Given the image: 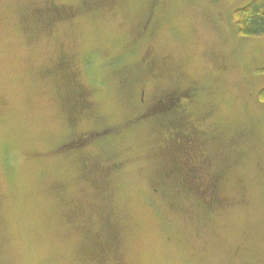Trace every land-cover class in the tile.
Returning a JSON list of instances; mask_svg holds the SVG:
<instances>
[{"label": "rangeland", "instance_id": "374dc122", "mask_svg": "<svg viewBox=\"0 0 264 264\" xmlns=\"http://www.w3.org/2000/svg\"><path fill=\"white\" fill-rule=\"evenodd\" d=\"M47 1L0 0V264H264V36L238 34L232 20L252 0H91L90 11L87 0H64L74 18L32 30L29 17ZM147 17V36L134 41ZM63 52L91 100L79 131L122 126L174 83L198 87L182 103V127L204 158L197 177L222 167L219 204L155 186L180 122L168 135L139 120L76 158L53 154L71 133ZM145 56L159 77L152 87L146 68L129 91L123 72ZM89 158L104 180L84 171ZM105 217L121 231L115 261L102 246L85 254Z\"/></svg>", "mask_w": 264, "mask_h": 264}, {"label": "trees", "instance_id": "16d2710c", "mask_svg": "<svg viewBox=\"0 0 264 264\" xmlns=\"http://www.w3.org/2000/svg\"><path fill=\"white\" fill-rule=\"evenodd\" d=\"M88 1V0H87ZM93 4L95 3L92 1ZM155 4V0L151 1V7H153ZM66 5V2H60L58 3L56 0L53 2L52 0L47 1L44 6H39L34 9L32 12L31 16L29 17V20L31 19V29H38L42 32H51L54 28L55 25L59 22L57 20V17L59 16V11H60V6ZM101 5V0L99 2H96L94 7H98ZM69 7V6H67ZM72 16V18L75 17ZM235 23V28L236 32L238 34L244 35V36H250V35H256L257 37L259 36H264V0H252L249 2V4L245 5L239 10H236L233 14V19ZM148 21L149 17L145 18V21L141 24L139 28H137V37L134 39H142L146 35L148 27ZM161 21V16L157 17L154 22L152 23V27L156 23H160ZM145 31V32H144ZM139 32V33H138ZM144 39V38H143ZM71 61V59H69ZM87 62V61H86ZM154 60L151 59L149 56L146 58L142 57V60L138 61L137 64H135L132 67H128L126 70H124L123 73H125V78L128 74L129 76V81L128 79H123L124 81V86L125 88H129V91L132 89V84L137 82V80L140 78L141 75L145 77L146 80V73L147 70L151 71L148 76H150L149 83L154 87V82L155 80L158 79V73L154 70L156 67V64H153ZM112 63H109L111 65ZM140 65V67H139ZM147 68V70H146ZM153 70V73H152ZM264 73V69H261ZM152 73V74H151ZM148 74V73H147ZM123 76V75H122ZM121 77V76H120ZM176 86L175 83L173 84ZM174 86H168L166 87L163 91L155 94L154 96H147V101L144 103V91L141 92L140 94V99L142 98L143 101L139 100L140 102H143L145 104V107L133 118H131L129 121L124 122L122 126L119 125H106L102 127V129L106 132L105 137L108 136H116L119 134L121 129L124 127L132 126L138 123L139 120H145L148 122H152L155 127H158L157 129L160 132L167 133L168 135L171 134L172 130L171 128H175L176 125L180 122V133H177L178 130H176L175 134L178 139L176 141V144L167 146L164 145L162 146L163 150L162 152L160 151V160L159 162L161 163L162 169L157 171V174L155 176V180L157 182L155 183V186H160V190H162V193H165L166 195H171L172 191H180L181 193H188V196H193L194 195H203L201 193V185H200V180L199 182L196 181L193 183L194 176L193 174L195 172H198L199 166L204 165V158H200V155L198 153H195L196 150V138H195V131H188L187 133H184V127H182V122H183V117L181 114V109H182V103L183 102H190L192 101L191 99L195 97L196 94H198V87H195L194 85L189 86L188 88H175ZM146 88V87H145ZM147 89V88H146ZM143 93V96H142ZM146 93V92H145ZM127 96H129L131 93L126 92ZM262 101H264V89L260 93ZM82 118H87L88 116L84 115L85 112L78 113ZM80 120V121H81ZM67 124L71 126V133L67 138H72L74 133L79 130H77L78 127H76V124L73 126L68 120L67 117ZM129 128V127H128ZM171 130V131H170ZM245 131H239L236 132L235 135H238L240 139H242L245 136ZM167 135V137H168ZM184 135V136H183ZM97 138L92 139L91 138V144H93V141L96 140ZM101 139V137H99ZM173 141V138H172ZM194 142L195 145H192ZM59 146V145H58ZM56 147L52 150L53 154H57L61 148ZM195 146V147H194ZM193 151L195 155H193L192 160H190V165L189 168H191V181H189V174L190 172L185 168L186 166V160L187 153ZM80 152V150H79ZM79 153L78 155H80ZM74 157L76 158L77 155L75 154ZM92 160V159H91ZM95 163L97 162L99 164V161L94 158ZM198 163H194V162ZM189 163V162H188ZM194 165V166H193ZM193 167H196V169L193 171ZM106 173V172H105ZM224 173L222 170V167L220 169H217L215 172L211 173L209 175V178L202 179L205 181L206 184L208 183H214L213 180H217L219 182L220 186V180L219 176ZM188 174V175H187ZM199 175V174H198ZM169 176L171 178H169ZM91 178V177H90ZM100 179V180H104ZM156 189V188H155ZM197 200H199L197 198ZM202 201V199H200ZM103 219V218H102ZM104 220V219H103ZM106 224L104 225L102 222V227H99V232L87 235V240H86V249H85V254L87 257L93 258L92 256L94 253H97V250L100 246L103 247L105 245V230ZM113 228L119 229V226L117 224H113ZM91 240V244L89 243ZM111 240V239H110ZM112 244V243H111ZM103 250V249H102ZM94 252V253H93ZM109 254H111V249L109 248L108 251ZM101 257L104 258L105 255H107L106 252L100 253Z\"/></svg>", "mask_w": 264, "mask_h": 264}, {"label": "flooded vegetation", "instance_id": "af4514ba", "mask_svg": "<svg viewBox=\"0 0 264 264\" xmlns=\"http://www.w3.org/2000/svg\"><path fill=\"white\" fill-rule=\"evenodd\" d=\"M93 5V2L91 0H88L82 4V8L85 11H90L91 6ZM75 12V11H74ZM73 11H69V7L66 5L60 6V11H59V16L57 17V20L59 22H62L63 20H67L69 18H72L74 16ZM71 59L70 57L68 58L67 55L63 52L61 56L58 59V67L62 72V91L65 96V104H66V115L68 117V120L73 126L80 122L81 117L78 113L85 112L84 115L88 116L90 109H91V100L89 98L88 93L86 92L83 84L78 78V69L75 66V64L72 61H69ZM143 96V93H142ZM141 101L142 98H141ZM89 117V116H88ZM78 127V126H76ZM106 132L101 128L98 129H88V130H81L74 133L72 138H67L65 139L58 147L61 148L60 151L57 153L58 154H63V153H69V151H74V152H79L84 151L87 149V145L91 144V138H97L99 137H105ZM91 148V147H89ZM82 151V152H83ZM80 152V153H82ZM79 154V153H78ZM76 154V155H78ZM74 153H69L70 157H74ZM193 151L190 153H187V159L186 160V169L190 172L191 168H189V163L190 160H192ZM189 162V163H188ZM191 166V165H190ZM196 167H193V171L195 170ZM83 169L84 171L87 172V174L90 177H93L97 180L103 179L106 177L105 173V168L103 165L98 164L97 162L95 163L94 161L91 160V158L86 159L83 163ZM188 175V174H187ZM195 178L193 180V183L199 180L197 178V173H194ZM189 176V181H191V172L188 175ZM219 180V179H218ZM206 181V179H205ZM204 180H200V185H201V195L202 201L204 203H215V205L219 204V199L220 197V190L221 186L219 187V182L217 180H213L214 183H208L206 184ZM199 182V181H198ZM200 196V195H199ZM199 198V197H198ZM214 205V206H215ZM213 208V207H212ZM104 225L106 224L104 233H105V245H103V248L109 251V248L111 249V255L114 257L113 260L115 261L116 259L118 260L119 257V248H120V229L113 228V224L111 219L104 218L103 221ZM111 239V240H110ZM91 244V240L89 242ZM112 243V244H111Z\"/></svg>", "mask_w": 264, "mask_h": 264}]
</instances>
